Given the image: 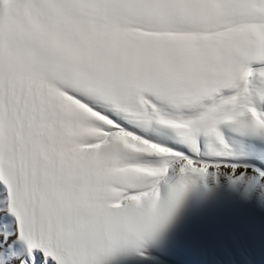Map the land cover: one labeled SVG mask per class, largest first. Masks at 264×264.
Returning a JSON list of instances; mask_svg holds the SVG:
<instances>
[{
  "label": "snow or ice",
  "instance_id": "6c2138e0",
  "mask_svg": "<svg viewBox=\"0 0 264 264\" xmlns=\"http://www.w3.org/2000/svg\"><path fill=\"white\" fill-rule=\"evenodd\" d=\"M222 184L264 203V0H0V264H153Z\"/></svg>",
  "mask_w": 264,
  "mask_h": 264
},
{
  "label": "rangeland",
  "instance_id": "374dc122",
  "mask_svg": "<svg viewBox=\"0 0 264 264\" xmlns=\"http://www.w3.org/2000/svg\"><path fill=\"white\" fill-rule=\"evenodd\" d=\"M150 254L153 264H264V203L222 184L189 200Z\"/></svg>",
  "mask_w": 264,
  "mask_h": 264
}]
</instances>
